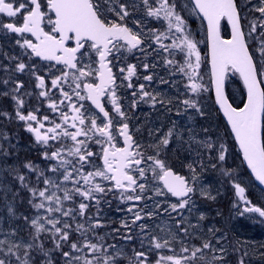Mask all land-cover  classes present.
<instances>
[{
	"label": "snow or ice",
	"instance_id": "snow-or-ice-1",
	"mask_svg": "<svg viewBox=\"0 0 264 264\" xmlns=\"http://www.w3.org/2000/svg\"><path fill=\"white\" fill-rule=\"evenodd\" d=\"M142 3L147 16L167 21L168 31L175 29V32L179 34L176 37L179 44L173 41L171 47L186 54L185 64L179 68V71L185 73L191 81L188 85L189 90L194 95L210 91L211 88L205 87L197 79L200 76L199 69L202 63L198 48L200 41L194 39L191 32L188 31L186 19L177 11V0H171V2L170 0H153L151 3L150 0H142ZM192 3V11L198 16H202L203 20L207 22L206 36L211 44V80L214 85L215 103L219 105L227 117L231 125V131L239 142L248 166L255 173L256 178L264 184V79L258 77L254 53L250 51L246 39V36L250 37L256 31L258 25L255 20L250 21L251 27L246 33L242 24V20L247 19L246 16L242 15V12L245 5L251 3V0H243V3H238V0H192ZM113 5H118V7ZM129 7L138 9L136 3L133 2L129 5L120 3V0H47L46 4L44 0H0V14L12 18L8 22L0 21V29H7L10 33L19 36L16 43L24 49L23 55L29 56V58L35 56L44 61H54L56 65L63 66L59 69L62 75L51 81L52 86L59 88L64 98L59 103L63 104L64 100L69 102L72 100L69 92L64 91L63 87L60 86L61 81L68 83L70 76L75 86L72 87V84H69V87L72 88L78 100H90L92 105L98 109L99 114H102V118L97 115H89L88 110L81 111L84 108L83 104L77 107L76 103H69L68 107L71 108L74 114L69 115L61 112L63 123L53 121L52 127H48L44 132H41V129H45V124L38 121L37 116L31 112L27 115L23 114L20 109L24 106V100L18 95L12 96L17 105L16 117L20 121H31L38 124V127H33L29 123L27 131L33 132L36 141L45 146L46 150L43 153V158L47 161H57V164L51 165L48 170L52 173H60V169L63 168V172L60 173L63 176V181H70L74 185H79L80 180H83L84 184L91 185L87 190L82 187H74L71 190L64 189V195L61 198L55 192L49 194L50 187L59 189L60 185L56 183L54 178L46 176L43 170H39L38 166L33 165L31 162L23 164V167L30 172L37 173L38 182L43 177L44 188L29 187L28 183L25 182V176L20 175L18 169H11V172L16 174L21 186L30 192L32 196L30 203L38 212L43 210L48 214L59 212L62 216H70L73 209L68 208L66 211L63 209V201L73 200L70 192L84 199H95L92 195L93 192H105V188L101 184L93 183L96 177L114 181L117 189L135 192L138 187L143 191L146 185L139 183L137 177H134L131 172H138L139 179L145 180L146 169L141 165L147 162H150L147 171L152 173L153 179H158L163 184V188L158 189L156 195H165L164 189H166L167 193L181 198L179 205H171L174 211L178 207L185 208L191 201L190 194L194 193V188L189 185L183 176L177 175L166 164L165 160L159 158L161 146H163V149H167L173 136V129H169L161 137L158 144L149 145V147L156 150L155 155L145 156L144 152L139 151V145H134L133 137L129 134V126L126 122L121 124L117 120L118 127L115 131L113 130L115 117L110 115V112L106 110L101 102L104 96L110 95L109 102L114 113L121 119L125 117V113L118 102L119 98L114 87L115 77L109 65L113 63V60L118 61L121 58L119 54L122 50L129 53L134 49L144 51V48L140 47L144 40L139 32H134L126 24L115 22L108 13H114L123 21L129 16ZM180 7L183 11L188 7V4L185 3ZM252 10L261 14L259 27L264 29V0H260L259 6L253 5V8L249 11ZM17 17H19L18 20L15 19ZM223 20L231 25L230 39H225L220 34L221 21ZM133 22L138 23V21ZM46 25H50L47 30L45 29ZM153 34L155 35V33ZM260 35L264 36V31ZM164 38H169L167 33H164ZM155 40L159 42L161 36L155 35ZM162 47L167 46L162 45ZM257 51L260 67L264 69V40L260 42ZM109 56H112L113 59L110 60ZM10 59L15 58L10 57ZM168 63L173 64L174 61L169 60ZM93 64H98L99 67L94 69ZM135 67L132 64L128 65L125 79L130 80L135 75ZM144 67L147 69L148 65H144ZM26 69L29 70L30 74L35 75L32 66L24 62L16 63L13 71L24 73ZM5 71L7 72V69ZM120 71L124 72L125 69L121 68ZM230 72L238 73L247 88V103L239 110L228 102L224 92L225 79ZM89 77L93 79L89 80ZM96 79L99 80L98 84L95 83ZM144 79L151 80L152 77L145 76ZM36 81L38 82L37 87L45 89V80L41 76L36 75ZM12 82L15 84L12 89L13 93H18L24 87L21 81L13 80ZM3 83L8 84L9 80L4 79ZM127 86L132 87V84L129 82ZM140 87L142 91L143 85ZM81 92L86 94L81 95ZM4 95H8V93L5 92ZM40 96L47 97L48 93L41 91ZM143 96L147 97L149 93L143 92ZM152 101L155 103L156 97L153 96ZM163 102L160 101V103ZM183 103L188 108L195 109L201 116L205 115L198 101L186 99ZM49 107L54 111L57 110V102H50ZM0 115H7V113H0ZM98 118L101 119L99 124L97 123ZM43 119L47 120L48 117L45 116ZM204 131L207 132L208 129H204ZM117 134L123 137L125 147H116ZM176 135L178 138L181 136L179 133ZM80 137H84V139H80ZM67 140H70L72 144L66 147L65 142ZM50 141L56 143L50 144ZM192 142L208 150L209 153L216 148V145L209 138L196 140L195 135H190L188 141L183 143L190 144ZM89 143L101 146L102 166H95V162L89 159L96 155L87 147ZM2 147L0 145V148ZM48 148L54 150L49 152ZM65 152L69 156L76 157L77 162L80 164L79 168H75V165H73L77 175H80L82 169L88 165H93L94 170L80 175V179H73V171H70L67 167L73 162L65 158ZM0 154L8 155L6 150ZM226 155L227 148L225 145L220 144L216 159L223 162ZM211 166L215 168L216 164ZM188 167L194 174V182L196 179L195 168L192 164H189ZM225 175L230 176L231 173L226 171ZM235 188L241 199H244V188L239 184H236ZM201 195L209 199H215V196L205 191H202ZM127 199L140 200L141 197L139 195L128 196ZM33 201L38 202L33 203ZM245 203L250 204L247 200H245ZM53 204H55V207H53ZM87 207V204L80 202L78 205L79 214L84 215ZM244 211L257 213L260 217H264V208L261 207L249 206ZM9 212H12L11 207H9ZM25 219L28 218L25 217ZM135 219L140 220L142 217L137 213ZM41 220L45 223H41ZM30 223L34 228L30 242L9 243L5 252V248L2 246L5 245L6 241H0V252H4L7 257L14 258L16 264H33L35 260V257L32 256L33 251H37L39 255L44 257H49L42 264H53L50 258V253L53 251H60L62 257L69 258L65 260V264H72V260L82 261V264H118L121 259V252L117 251L109 255L103 244L92 243L87 239L82 242V246H78V242L68 243L69 232L64 231V229L69 228L70 225L65 221L63 227H57L60 219L55 216L37 215L31 219ZM46 225H51V228L46 227ZM82 227L83 225L78 224L75 231L80 232ZM140 227L143 230L145 226L141 225ZM44 233L51 234L54 248L45 249L43 242L34 243L39 241L41 234ZM80 235H84V233L80 232ZM61 242L67 243L72 252H83L84 248H87L89 253L74 257L72 252L63 251ZM168 245L169 241L164 240L163 243L156 242L154 247L161 249L168 247ZM108 247L114 248L115 246L110 245ZM208 248H211V243L205 241L202 247H193L190 255L184 257V259L194 261L197 253ZM235 250L238 249L234 248ZM181 251L188 253L190 250L188 247L182 246ZM90 254H94L92 259L87 258ZM134 255L135 259L124 257L128 260V264H148V258L144 252H135ZM247 255L248 253L245 252L244 256ZM140 257H144V259L141 260ZM200 259L203 260L204 257L201 256ZM213 259L223 260L225 257L214 256ZM165 260L171 261L172 264H181V259L174 256H160L157 264ZM0 264H13V260L0 258ZM238 264H245L243 257L239 258Z\"/></svg>",
	"mask_w": 264,
	"mask_h": 264
},
{
	"label": "rangeland",
	"instance_id": "rangeland-1",
	"mask_svg": "<svg viewBox=\"0 0 264 264\" xmlns=\"http://www.w3.org/2000/svg\"><path fill=\"white\" fill-rule=\"evenodd\" d=\"M133 1L136 2L138 9L141 10L144 19H146L144 24L138 23L133 29L135 32H139L140 35H145L147 38L144 37L148 41V44L143 47L144 51L137 52L138 61L141 62L143 67L153 61V64H158V67L161 68L160 71L156 70V68L151 69L155 72L153 75L154 82L157 87L160 86L157 93L160 99L158 98L155 103H147L145 105L149 107L156 106L158 111L162 112H164L165 108L171 107L167 113L179 115L177 116L179 118L176 117L173 123L162 116H158L157 120L150 118L151 122L159 123L160 134L153 140L154 145L159 143L161 137L169 129H173V136L167 148L178 144V139L180 143L189 125L194 126V131L197 132L195 128L197 124L201 123L203 126L206 123L208 125L206 128L211 132V139L216 145V148L212 150L211 156L204 148L201 150L205 152L204 158L207 172L201 175L195 174L196 179L194 182V174L188 176V181L190 186L194 188V193L191 194V201L185 208L181 209L178 207L175 211L171 205H179L180 202L176 203L175 200H170L165 189V195H156V191L162 189L163 185L158 179H153L152 173L147 171L150 163L147 162L144 164L146 169L145 180H140L138 172H134L137 175L138 182L146 185L143 191L138 187L135 192L117 191L112 181L96 177L93 183L101 184L105 188V192H93L92 195L95 199H84L70 192L73 200L63 201V209L65 211L68 208L73 209L70 216H62L59 212L52 214L45 213L43 210L38 212L30 203L32 201L30 192L21 186L16 174L12 173L11 169H18L19 174L25 176V182L28 183L29 187L38 186L39 188H44L43 177L38 182L37 173L30 172L23 167V164L31 162L33 165L38 166L39 170H43L46 176L54 178L56 183L60 185L59 189L50 187L49 194L55 192L61 198L64 195V189L71 190L74 187H82L87 190L91 185L84 184L83 180H80L79 185H74L70 181H63V176L60 174L63 172V168L60 169V173H52L48 170L51 165L57 164V161H47L43 158V153L46 150L43 144L39 145L38 143L24 142L16 140L14 137H7L4 129L0 126V145L3 146L0 148V153L4 150L8 153L6 156L0 154V241H6L2 247L5 248L6 252L7 244L9 243L30 242L31 235L34 233V228L31 226L30 221L35 216L43 214L59 218L60 223L57 224V227H63L65 221L70 225L69 228L64 229V231L69 232L68 243L78 242V246H82V242L87 239L92 243L103 244L109 255L117 251L121 252V259L118 264H128V260L124 257L135 259V252H144L148 258V264H157L160 256L180 258L181 264H238L241 257H243L245 264H264V255H262L264 253V217H260L257 213L251 214L243 211L244 206L253 205L264 208V191H261L255 185L252 177L247 173L238 149L236 151L234 148V140L228 127L223 121L219 122L220 120H218V112L211 98L213 87L210 65L206 61L207 55L204 51L205 45H208L205 23L200 16L192 11L193 4L191 0H177V11L186 19L188 31L191 32L194 39L200 41L198 48L201 53L202 63L199 69L200 76L197 79L205 87L211 88L210 91L194 95L188 87L191 81H189L185 73L179 71V68L185 64L186 54L171 47L173 41L179 44V40L176 39L179 34L175 32V29L168 31L167 21L147 16L142 0H120V3L130 5ZM151 2L153 0H150ZM185 3L188 4V7L181 11L180 6ZM238 3H243V0H238ZM259 4L260 0H251V3L245 5L242 12V15L247 17V19H244V31L246 33L251 27L250 21L255 20L258 25L256 31L250 37L246 36L249 48L254 53V58L258 61L259 53L257 49L260 42L264 40V36L260 35L264 29L259 27L261 14L254 10L249 11V9H252L253 5L259 6ZM113 6L118 7V5ZM131 9V7L128 8L129 15L132 14ZM108 15L115 22L126 24L124 20L121 21L114 13H108ZM147 21L151 23V28H149ZM153 33L161 36L159 42L155 40ZM164 33H167L169 38H164ZM3 38V30L0 29L1 59L4 58V50L2 49ZM162 45L167 47H162ZM126 53L127 55L131 54L126 50H122L119 55L125 56ZM169 60L174 61V63L169 64ZM257 64L261 79H264V69L260 67V61ZM175 73L183 76L177 80L174 76ZM228 89L230 97L238 104L246 100L245 89L236 80L228 83ZM186 99L198 101L205 115L201 116L195 109L188 108L183 103ZM161 100L164 102L160 103ZM126 111H128L127 108ZM30 112L34 113L33 110ZM93 115L96 114L94 113ZM161 122H166V125H168L166 130ZM97 123H100L98 119ZM181 124L183 125V130H180ZM177 133L181 134L179 138L176 135ZM204 139H206V132L202 129L200 140ZM220 144L225 145L227 148L226 159L223 162L216 159ZM137 145H139V151L144 152L145 156L156 154V150L149 147L140 138L137 141ZM51 149L47 150L50 152L52 151ZM90 150L92 149L90 148ZM182 150H184L183 147ZM166 153L167 149H163V146H161L159 158L165 160L166 164L171 167V160L167 158ZM187 154L190 155L189 153ZM64 156L73 162L67 165L68 169L73 171V179H80V175L94 170L93 165H88L82 169L80 175H77L73 168V165H75V168L80 167L76 157L69 159L67 152H65ZM197 156H200V154H197ZM92 161L95 162V166H102L101 160ZM212 164H216V167L213 168ZM226 171L231 173V175L226 176ZM236 184L244 188V199H241L240 194H238L235 188ZM202 191L215 196V199L202 196ZM137 195L141 197L140 200L127 199L128 196L134 197ZM245 200L249 201L250 204H246ZM35 202L38 201H33V203ZM80 202L88 205L84 215L79 214L78 205ZM9 207H11L12 212H9ZM53 207H55V204H53ZM137 213L142 219H135ZM25 217L28 219H25ZM41 223L45 222L41 220ZM78 224L83 225L80 232H83L84 235H80V232L75 231ZM141 225L145 226L143 230L140 227ZM46 227L51 228V225H46ZM13 233L15 234L13 235ZM101 237L103 238L102 240ZM164 240L169 241L168 247L161 249L154 247L156 242L163 243ZM205 241L211 243V248L203 249L202 252L197 253L194 261L184 259V257L190 255L193 247H202ZM38 242H43L45 249L54 248L50 233L41 234L40 240L34 243ZM61 243L63 251L72 252L67 243ZM110 245L115 247H108ZM182 246L188 247L190 251L188 253L182 252ZM234 248L238 250L234 251ZM222 249L223 251H221ZM245 252L248 253L247 256H244ZM87 253H89V249L84 248L83 252H72V256H84ZM93 255L90 254L87 258L92 259ZM32 256L35 257L33 264H42L43 261L49 258L39 255L37 251H33ZM201 256L204 257L203 260L200 259ZM214 256H223L225 259L214 260ZM0 258L12 259L13 264H16L15 259L5 256L4 252H0ZM50 258L53 264H65V260L69 259L62 257L60 251L51 252ZM140 259L142 260L144 257H140ZM72 264H82V261L72 260ZM160 264H172V262L165 260L161 261Z\"/></svg>",
	"mask_w": 264,
	"mask_h": 264
},
{
	"label": "flooded vegetation",
	"instance_id": "flooded-vegetation-1",
	"mask_svg": "<svg viewBox=\"0 0 264 264\" xmlns=\"http://www.w3.org/2000/svg\"><path fill=\"white\" fill-rule=\"evenodd\" d=\"M47 0H44V3L46 4ZM9 19L6 16H3L0 14V21L2 22H8ZM19 19V17L15 18ZM148 19V17H147ZM133 21H139L137 12L133 11ZM138 23L133 22V27L137 25ZM151 25V23H150ZM50 27V25H46L45 29L47 30ZM152 25L149 27L151 28ZM148 28V29H149ZM4 33V43L2 49L4 50L3 56L4 58L1 59L0 56V113H7V115H0V126L5 131V135L7 137H14L16 140H22V141H29L32 143L37 144L38 142L35 139V134L33 132L27 131L28 124L24 123L25 121H20L16 117V110L17 105L16 102L12 99L13 95H18L24 100V106L22 109H20L23 114L29 113L31 110H33L34 115L37 116L38 121H41L45 124V129H41V132H44L48 127L53 126V121L55 123H63V120L61 119V112L68 113L69 115L74 114L70 107H68L69 103H76L77 107L80 106V104L84 105V108L81 109V111L88 110L89 115H93L94 113L102 118V115L99 114L89 103L88 100L80 101L76 97L75 93L72 91V88L69 87V84H72V87H74V83L71 80V77L68 78V83H64L61 81V87H63L64 91L69 92V94L72 96L71 102L68 100H64L63 104H60L59 101L64 99L59 91V88L53 87L51 84L52 79H55L62 75V73L59 71L63 66L62 65H56L55 62L50 61H44L40 58H36L35 56H32L29 58V56L23 55L24 49H22L17 43L16 40L19 39V36L15 33H10L7 29H2ZM135 32V30L133 29ZM145 36V35H144ZM143 34L141 35V38L144 40V45L141 47L143 48L148 44L147 37L145 38ZM34 40V38H32ZM71 44V42H70ZM140 50H133V53L125 56L120 55V59L118 61L113 60V63L109 65V67L112 68L113 75L115 77V91L117 94V97L119 98L118 102L121 105L122 111L125 113V117L121 119L118 117L114 111L112 110V105L109 102L111 97L110 95H106L103 99L104 106L106 110L110 112V115L115 117L114 124H113V130L118 127L116 124V121H120V123H127L129 126V134L132 135L134 139V144L137 145L138 139H142L146 144H151L155 138H157L160 134V131L158 129L159 123L158 122H151L152 118L153 120H157L158 116H162L163 118H166L169 122L173 123V121L176 119L177 116L174 113L168 114V110L171 109V107H167L164 109V112L158 111V108L156 106L149 107L148 105H145L147 103H153L152 97H156V101L158 98L160 99V96L157 94L158 89L160 86L157 87V84L153 80V75L155 72L151 70L152 68H156V70L160 71L161 68L158 67V64H153V61H151L148 64L147 69L141 66V62L138 61V54ZM150 54V52H149ZM10 57H14L15 59H10ZM109 59L112 60L113 57L109 56ZM18 62H24L28 65L32 66V70L35 72V75H32L29 73V70L26 69L24 73H17L14 72L15 64ZM129 64L135 65V75L129 79H125L127 76V67ZM51 65V67H49ZM92 67L94 69L98 68V64H93ZM124 68L125 71L121 72L120 69ZM7 69V72L5 71ZM36 75L41 76L45 80V89H41L37 87V81H36ZM98 75V74H97ZM145 76H151V80L144 79ZM176 79H180L183 75L182 74H174ZM8 79L9 83L4 84L3 80ZM89 80H92V77L88 78ZM13 80L21 81L24 84V87L20 89L18 93H13L12 89L15 87V84L12 82ZM99 80L96 79L95 83L98 84ZM129 82L132 84V87H128L127 85ZM141 85H143V90L141 91ZM41 91H46L48 93L47 97L40 96ZM7 92L8 95H4V93ZM143 92L149 93V96L145 97L143 96ZM27 93V94H26ZM135 93V94H134ZM85 92H81V95H85ZM57 102V110H53L49 107L50 102ZM126 108L128 111H126ZM174 110V109H173ZM175 112V110H174ZM47 116L48 119L44 120L43 118ZM179 118V117H177ZM178 120V119H177ZM98 121L101 122V119L98 118ZM177 123V122H176ZM33 127H38V124L36 122L31 123ZM162 125L168 127L166 125V122H161ZM194 127V126H193ZM192 125L188 126V128L185 130V133L180 141L179 144H175L172 147L167 148L166 156L168 159H173L176 156H181L183 154H186L185 152L189 154H193L195 152L201 153L202 147H200L197 143L192 142L190 144L183 143L184 141H188L190 135H195L197 140H200L201 132H202V125L201 123L197 124L196 131H194V128ZM180 130H183V125L181 124ZM191 130V131H190ZM198 135V137H197ZM140 136V137H139ZM142 137V138H141ZM34 139V141H32ZM80 139H84V137H80ZM55 141H50V144H55ZM41 145V143H38ZM72 142L70 140H67L65 142V146H70ZM154 144V142H153ZM59 146V145H58ZM87 147L92 149L96 155L93 157H90V160H101V163L103 165V161L100 158L101 155V146L89 143ZM116 147H124L122 137L117 134L116 137ZM182 147L184 150H182ZM50 150V148H48ZM52 151L54 149H51ZM99 151V154H98ZM179 154V155H178ZM69 159L73 158V156L67 155ZM135 167V166H133ZM141 167H144V164L141 165ZM172 168V167H171ZM172 170L178 173L176 170ZM187 173H193L190 170L186 171ZM131 174L134 177H137V175L134 174V172H131ZM192 175V174H190ZM184 176V175H182ZM186 177V176H185ZM113 182V181H112ZM114 183V182H113ZM117 190V188H115ZM119 191V190H117ZM125 191V190H122ZM166 191V190H165ZM167 193V192H166ZM168 197L170 200H175L176 203H179L180 200L175 199L170 195L169 193Z\"/></svg>",
	"mask_w": 264,
	"mask_h": 264
},
{
	"label": "trees",
	"instance_id": "trees-1",
	"mask_svg": "<svg viewBox=\"0 0 264 264\" xmlns=\"http://www.w3.org/2000/svg\"><path fill=\"white\" fill-rule=\"evenodd\" d=\"M133 2L136 3L135 1H133ZM131 10H132V14H130L128 17H126L124 19V21H125L126 25L133 30V26H132V24H133V11H136L137 12V16H138V19H139V21H138L139 24H144V22H145L146 19H144V15H142L141 10L134 9V8H132ZM147 24L149 26H151L149 21H147ZM242 24H243V28H244V20H242ZM221 30H222V35H223L224 38H230V34L231 33H230V29H229V26H228V23H227L226 20H223L222 21ZM207 44H208V42H207ZM204 49H205L204 51L206 52V55H207L206 61L209 62V65H210L208 45H205ZM254 60H255L256 63L259 62L255 58H254ZM257 69H258V64H257ZM258 76H259L260 79L262 78L261 75H260L259 69H258ZM233 80H236L237 82H239V84L242 86L243 89H245V88H244L242 79H241V77L239 76L238 73H232V72H230L228 74L227 81H226L227 95H228L230 101L232 102V104L236 108L240 109V108H242L244 106L245 101L243 103H240V104H238L237 102H235L230 97V93H229V89H228V83H230V81H233ZM245 95H246V91H245ZM211 98L213 99L214 106L216 107V111L218 112V117H219L218 120H220L219 122L223 121V123L225 124V122H224V120L222 118L221 112H220V110L218 108V105H217V103H215L214 92H212ZM206 126H208V125L206 123H204L203 126H202V129H205ZM230 133H231V131H230ZM231 135H232V133H231ZM211 137H212V134L208 130L206 132V138H209L211 140V142L213 143ZM233 140H234L233 141L234 148L236 149V151L238 149L239 154L242 157V153H241V151H240V149H239V147H238V145H237L234 137H233ZM149 145H154V144H153V142H151V144H148V146ZM204 150L206 151V149H204ZM207 152H208V150H207ZM197 154H200V156H197L196 157ZM211 155H212V152L210 153V156ZM204 157H205V152H203V151L201 153L195 152V153L190 154V155L183 154L181 156H176L173 159H171V167L173 169H178L176 171L178 173H182V175L186 176L187 178H188V176H190V174H193V173H190V172H188V173L186 172L187 170H190L191 171V169H189V167H188L189 164H192L193 168H195V174H198V175L205 174L207 172V168L205 166L206 165V161H205V158ZM242 159H243V157H242ZM243 163H244V161H243ZM245 169H246L247 173H249L246 167H245Z\"/></svg>",
	"mask_w": 264,
	"mask_h": 264
},
{
	"label": "water",
	"instance_id": "water-1",
	"mask_svg": "<svg viewBox=\"0 0 264 264\" xmlns=\"http://www.w3.org/2000/svg\"><path fill=\"white\" fill-rule=\"evenodd\" d=\"M192 1V0H191ZM193 4V3H192ZM201 17V19L203 20V18H202V16H200ZM204 22H205V24H206V27H207V22L205 21V20H203ZM228 23V22H227ZM221 24H222V21H221ZM228 26H229V29H230V33H231V25L230 24H228ZM220 34H221V36L223 37V35H222V30L220 31ZM224 38V37H223ZM230 38H231V34H230ZM230 38H225V39H230ZM143 45V44H142ZM141 45V46H142ZM140 46V47H141ZM208 49H209V60H210V71H211V55H210V52H211V44H210V41L208 40ZM134 50H137V49H134ZM38 58V57H37ZM255 61V60H254ZM50 62H54V61H50ZM259 77V76H258ZM242 79V78H241ZM226 81H227V78L225 79V83H224V92H225V95L227 96V99H228V102L229 103H231L232 104V102L230 101V99H229V97H228V95H227V89H226ZM242 82H243V85H244V87H245V91H246V100H245V103H244V105L247 103V88H246V86H245V84H244V81H243V79H242ZM213 92H214V97H215V91H214V85H213ZM105 98V96L102 98V103H103V99ZM89 103L92 105V103H91V101L89 100ZM104 104V103H103ZM218 105V104H217ZM94 108H95V106L94 105H92ZM232 106L233 107H235L233 104H232ZM244 107V106H243ZM218 108H219V110H220V112H221V115H222V117H223V119H224V121H225V123H226V125L228 126V128L230 129V131H231V125L229 124V122H228V120H227V117L224 115V113H223V110L222 109H220V107H219V105H218ZM236 108V107H235ZM96 109V108H95ZM238 109V108H237ZM97 111H98V109H96ZM239 110V109H238ZM99 113V112H98ZM102 115V114H101ZM231 133H232V131H231ZM232 135H233V137H234V139H235V134L234 133H232ZM122 137V136H121ZM122 140H123V137H122ZM133 141H134V139H133ZM235 141H236V143H237V145H238V147H239V149H240V146H239V142L235 139ZM134 143V142H133ZM123 144H124V140H123ZM135 145V144H134ZM126 145L124 144V147H125ZM240 151H241V153H242V157H243V161H244V165H245V167L247 168V170H248V172H249V175L252 177V179H253V181H254V183H255V185L261 190V191H264V184H262L257 178H256V175H255V173L252 171V169L248 166V163H247V161L244 159V156H243V152H242V150L240 149ZM177 174V173H176ZM177 175H180V176H182L181 174H177ZM186 180H187V178L185 177V176H183ZM188 181V180H187ZM114 182V181H113ZM188 183H189V181H188ZM114 184H115V182H114ZM163 185V184H162ZM190 185V184H189ZM117 190H119V191H122L123 189H117ZM166 190V189H165ZM166 192H167V190H166ZM170 195H171V193H169ZM172 197H174L175 199H177V200H181V198H179V197H176V196H173L172 195ZM246 208V206H244L243 207V211H244V209ZM244 212H246V213H253V212H247V211H244Z\"/></svg>",
	"mask_w": 264,
	"mask_h": 264
},
{
	"label": "bare ground",
	"instance_id": "bare-ground-1",
	"mask_svg": "<svg viewBox=\"0 0 264 264\" xmlns=\"http://www.w3.org/2000/svg\"><path fill=\"white\" fill-rule=\"evenodd\" d=\"M187 154V153H186ZM262 199V198H261ZM206 225V224H205ZM259 233V232H258Z\"/></svg>",
	"mask_w": 264,
	"mask_h": 264
}]
</instances>
